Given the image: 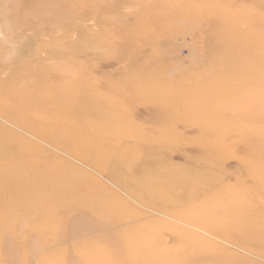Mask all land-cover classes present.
Listing matches in <instances>:
<instances>
[{
  "label": "rangeland",
  "instance_id": "obj_1",
  "mask_svg": "<svg viewBox=\"0 0 264 264\" xmlns=\"http://www.w3.org/2000/svg\"><path fill=\"white\" fill-rule=\"evenodd\" d=\"M35 160L0 264H264V0H0V174Z\"/></svg>",
  "mask_w": 264,
  "mask_h": 264
},
{
  "label": "bare ground",
  "instance_id": "obj_2",
  "mask_svg": "<svg viewBox=\"0 0 264 264\" xmlns=\"http://www.w3.org/2000/svg\"><path fill=\"white\" fill-rule=\"evenodd\" d=\"M2 7V6H1ZM8 123L12 126H15V119L13 117L8 119ZM42 140L45 139L44 136H42ZM77 142V141H76ZM60 144H66L60 142ZM89 146H87V149H77L74 153H72V156L76 157L77 159L81 160L82 162L86 163L91 168H98L101 171L109 172L112 174H119L116 169H113L112 163L105 160V158L100 155V153L93 152L94 149H92ZM205 145V144H204ZM82 150V151H81ZM90 152H93L95 155L86 154ZM206 151V150H205ZM107 162V163H106ZM109 162V163H108ZM24 169V173L20 171H14L13 173L7 175V174H0V184H3L5 188H9L10 190L14 187V195L16 198H23V202L25 206H29L30 200L33 199V197H36L37 199H40V201H56V196L52 195L53 190L50 191V188H52V183L50 182L51 176L47 174L44 164L38 163L37 160L33 161V163H29L28 166L22 165ZM111 167V168H110ZM26 172V173H25ZM65 174V173H64ZM52 177L55 179L57 176H54L52 174ZM174 179V178H173ZM185 184V183H184ZM178 187V186H177ZM54 188V187H53ZM13 191V190H12ZM12 191L11 195L12 196ZM47 193V194H46ZM28 201L29 203H26ZM42 203V202H41ZM57 203V202H52ZM53 206V204H51Z\"/></svg>",
  "mask_w": 264,
  "mask_h": 264
}]
</instances>
